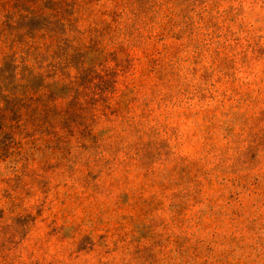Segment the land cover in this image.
Listing matches in <instances>:
<instances>
[{"label":"rangeland","instance_id":"obj_1","mask_svg":"<svg viewBox=\"0 0 264 264\" xmlns=\"http://www.w3.org/2000/svg\"><path fill=\"white\" fill-rule=\"evenodd\" d=\"M44 1L0 0V70L36 36L4 10ZM92 6L116 30L79 72L99 116L0 163V264H264V0Z\"/></svg>","mask_w":264,"mask_h":264},{"label":"trees","instance_id":"obj_2","mask_svg":"<svg viewBox=\"0 0 264 264\" xmlns=\"http://www.w3.org/2000/svg\"><path fill=\"white\" fill-rule=\"evenodd\" d=\"M44 2L49 6L41 14L30 8L4 10L2 15L4 29L8 27L11 36L15 30L36 34L34 38L25 36L26 43L8 49L0 70V163L10 152L17 151L18 157H8L17 167L21 160L26 163L34 159L35 153L48 143L46 136L50 132L56 136H65L69 131L75 134L77 120L99 116L90 107L91 99L97 95L92 86L83 88L84 75L79 72H83L93 52L103 57L106 39L115 43L116 25L113 32L103 28L101 34L96 31L92 0ZM43 4L39 7L44 8ZM38 21V27L31 28L32 22ZM83 53L88 54L84 60ZM97 61L89 66H96ZM106 121H110L109 117L102 116L98 123ZM89 130L95 134L97 129L91 126ZM80 139L87 142L83 133Z\"/></svg>","mask_w":264,"mask_h":264}]
</instances>
